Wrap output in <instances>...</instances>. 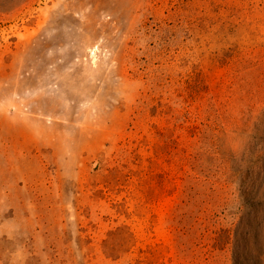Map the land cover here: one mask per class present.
I'll return each mask as SVG.
<instances>
[{
	"label": "rangeland",
	"instance_id": "1",
	"mask_svg": "<svg viewBox=\"0 0 264 264\" xmlns=\"http://www.w3.org/2000/svg\"><path fill=\"white\" fill-rule=\"evenodd\" d=\"M0 264H264V0H0Z\"/></svg>",
	"mask_w": 264,
	"mask_h": 264
}]
</instances>
